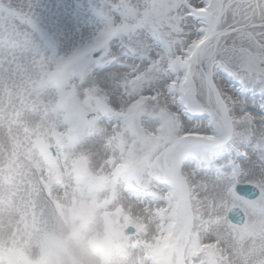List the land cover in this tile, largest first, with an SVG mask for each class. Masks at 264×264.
<instances>
[{
  "label": "snow or ice",
  "instance_id": "obj_1",
  "mask_svg": "<svg viewBox=\"0 0 264 264\" xmlns=\"http://www.w3.org/2000/svg\"><path fill=\"white\" fill-rule=\"evenodd\" d=\"M35 7L0 0V207L95 199L168 264H264V0H100L63 54Z\"/></svg>",
  "mask_w": 264,
  "mask_h": 264
},
{
  "label": "rangeland",
  "instance_id": "obj_2",
  "mask_svg": "<svg viewBox=\"0 0 264 264\" xmlns=\"http://www.w3.org/2000/svg\"><path fill=\"white\" fill-rule=\"evenodd\" d=\"M99 2L33 0L41 27L54 36L61 54L93 39L102 30L100 18L93 13ZM66 11L74 17L78 14L81 19L72 32L58 23ZM56 203L59 204L57 213L51 205L43 216L19 200L6 206L11 213V219L7 217L10 231L7 238L0 234V247L7 251V256L0 258V264H82L77 257L84 255V251L108 257L117 250L124 254L122 264H145L148 259L153 264H168L173 251L170 239L156 238L143 252L130 245L123 224L132 223V217L122 207L112 211L95 199ZM2 220L0 215V227L7 226ZM104 264L109 262L105 259Z\"/></svg>",
  "mask_w": 264,
  "mask_h": 264
},
{
  "label": "clouds",
  "instance_id": "obj_3",
  "mask_svg": "<svg viewBox=\"0 0 264 264\" xmlns=\"http://www.w3.org/2000/svg\"><path fill=\"white\" fill-rule=\"evenodd\" d=\"M123 255V253L117 250L108 257H101L98 255H83L78 256L77 259H80L82 264H104L105 259L109 262V264H122Z\"/></svg>",
  "mask_w": 264,
  "mask_h": 264
},
{
  "label": "bare ground",
  "instance_id": "obj_4",
  "mask_svg": "<svg viewBox=\"0 0 264 264\" xmlns=\"http://www.w3.org/2000/svg\"><path fill=\"white\" fill-rule=\"evenodd\" d=\"M93 13H94V11H93ZM58 203H54L53 205H52V209H53V211L55 212V213H57L56 211H58L57 209H58ZM10 214L11 213H9L7 210H6V206L5 207H0V215H1V219H3L2 221H3V223H7L8 221H7V217H8V220H10L11 219V217H10ZM56 216H57V214H55ZM100 216V214H97V217H99ZM5 223V224H6ZM8 226H9V224L7 223V226H3V227H0V234L2 235V237H5V238H7V237H9L8 235H9V231H10V228H8ZM11 238V237H10ZM3 240H4V238H2ZM0 240H1V237H0ZM33 251H34V249H33ZM84 255H91L90 253H88V252H86V251H84ZM136 254H134V256H135ZM83 256V255H82Z\"/></svg>",
  "mask_w": 264,
  "mask_h": 264
},
{
  "label": "water",
  "instance_id": "obj_5",
  "mask_svg": "<svg viewBox=\"0 0 264 264\" xmlns=\"http://www.w3.org/2000/svg\"><path fill=\"white\" fill-rule=\"evenodd\" d=\"M3 255H5V252L0 250V256H3Z\"/></svg>",
  "mask_w": 264,
  "mask_h": 264
}]
</instances>
